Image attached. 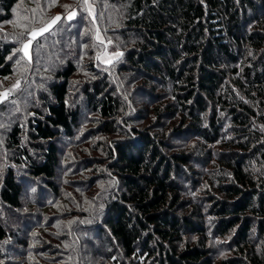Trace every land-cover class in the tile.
I'll use <instances>...</instances> for the list:
<instances>
[{
	"label": "trees",
	"instance_id": "1",
	"mask_svg": "<svg viewBox=\"0 0 264 264\" xmlns=\"http://www.w3.org/2000/svg\"><path fill=\"white\" fill-rule=\"evenodd\" d=\"M65 1L76 17L27 61L18 48L54 6L0 0V84L19 81L4 104L28 102L0 151V262L1 249L26 248L19 174L59 199L65 166L82 194L71 207L108 241L111 264H264V0H89L92 15ZM22 10L28 31L3 28ZM91 196L99 219L81 210ZM74 227L59 251L70 260L76 247L79 263Z\"/></svg>",
	"mask_w": 264,
	"mask_h": 264
},
{
	"label": "rangeland",
	"instance_id": "2",
	"mask_svg": "<svg viewBox=\"0 0 264 264\" xmlns=\"http://www.w3.org/2000/svg\"><path fill=\"white\" fill-rule=\"evenodd\" d=\"M50 3H52V0H50ZM64 5H69L68 1L62 0V1H56L54 4V10L57 14L54 15L53 19L56 16H59L60 19L57 20L55 23H52L53 19L44 25L45 28L47 27L48 30L44 31L42 34L37 35L35 39H32L31 33L33 31H39L40 28L32 30L28 37L27 40L21 44V46L18 48L19 50L23 48V45L31 40V44L29 45L27 51H28V56L25 57L24 52L20 50V54L24 59L27 61H30L32 56L37 52V49L35 51V42L38 40L40 37L44 36L45 34H48L56 24H58L61 20H67L68 22L72 21L76 17V11L75 10H70L66 13H61L63 10L65 11ZM28 7V5H27ZM38 8V6H35ZM24 8L23 10H25ZM21 15L17 13L18 20L14 21L13 23H6L4 24L5 29L9 30L10 32L14 34H22L25 31H28L32 26L31 23H29V20H32L33 14L31 17L26 20V16L22 17V14H24L26 11H23ZM45 11V9H44ZM71 12H75V16L72 19H69V14ZM39 13H41L39 11ZM60 13V14H58ZM17 18V17H16ZM50 25V27H49ZM34 55V56H35ZM45 59V58H44ZM53 63V62H52ZM19 63H17L18 65ZM20 68V67H19ZM18 78H11L9 81H5L2 84H0V93L4 92L6 87H8L12 83H16L15 80ZM9 97H7L8 99ZM3 100L0 102V151L6 152V147L4 145V136L7 133V126L10 125L11 122L13 124L15 122H22V118L25 114L28 113V102L22 101L19 103V106L16 105L15 107H9L6 106L4 103L6 100ZM78 138V137H77ZM79 139V138H78ZM59 144H63L61 141H59ZM2 158V157H1ZM3 166L7 165L9 162L8 159L3 158L2 159ZM73 167H62V172L63 174H57V180L56 182L58 183L57 186L60 190V198L57 199L55 197H52V195L44 188L41 187L42 189H39V192L35 195V193L30 192V187H34L37 185H42V183H33L31 184V180H26L25 175L20 177L21 175L19 174V183L23 187V193L25 195V199L23 200V206L24 210L23 212H26V218H24V215H19V218L24 219L26 223H28V227L25 230L24 227L19 226L17 222L14 223V228L17 230V240H23V242L26 243V248L22 247L21 245L19 247L16 246L15 252L13 250H7V249H1L2 254H6L9 256L8 261H3L0 264H28L26 260L33 261L32 264H111L112 263V250L109 249L108 241L105 239L102 241V238L100 237V234L93 233L92 230L90 229H85L89 226L84 225L85 223H89L87 221L89 220H82L76 215H78V210L77 208L71 207V205H77L76 202H80L81 205L82 203V194L80 197H76L77 195L73 192V189L70 188L69 183H66L69 181L70 174L72 173ZM75 172V171H73ZM78 175V174H76ZM75 176V175H74ZM86 176H89L88 174ZM79 177V176H78ZM76 178V177H74ZM84 178V177H82ZM107 182V181H106ZM102 183V182H101ZM100 184V183H99ZM106 183H103L100 186H105ZM86 191L85 189L79 188L78 191L76 192H84ZM97 198L95 196H91L90 202L88 201L86 206L82 208L81 210L87 211V214H89V219H92L98 217L97 219L100 218L101 214H95L94 213V208L93 204L96 206L98 205ZM32 202H39V206H49L50 209H47L46 211H43V215H38L36 211L37 209L34 210L33 207L29 206V203ZM87 207V208H86ZM54 208V209H52ZM52 209V210H51ZM74 209V210H73ZM34 211V213L28 211ZM52 211L56 212V216H51ZM92 212V213H91ZM85 216V215H84ZM6 218V217H5ZM62 219V220H61ZM57 220V221H56ZM12 222V219H11ZM21 222V221H20ZM94 222V221H92ZM10 224V223H9ZM25 224V223H23ZM55 224V225H54ZM54 225V226H53ZM74 225H80L82 227V233L79 235L81 239L83 240V245H78L79 248H82V251L84 254H86V260L80 261L79 263H74L72 258L74 259V256H77V251L76 247L73 248V252L71 254V259L67 260V258H64V254H67L66 251L62 252L59 251V249H65L68 247V245L65 242L70 243V240L68 239L70 236H68V231L70 229H75ZM91 225V224H90ZM92 226V225H91ZM25 230V231H24ZM29 231V232H28ZM28 232V233H27ZM67 232V233H66ZM30 234L31 237H30ZM65 238V242L63 241ZM10 246H13L12 244ZM31 251V253H30ZM69 252V251H67ZM110 254V255H109Z\"/></svg>",
	"mask_w": 264,
	"mask_h": 264
},
{
	"label": "snow or ice",
	"instance_id": "3",
	"mask_svg": "<svg viewBox=\"0 0 264 264\" xmlns=\"http://www.w3.org/2000/svg\"><path fill=\"white\" fill-rule=\"evenodd\" d=\"M54 4H55V0H52V4H51L50 6H54ZM77 6H82V7L86 8V9L88 10V12H89V15H92V6H91V4L89 3V0H77ZM70 7H71L70 5H64V8H65V9H68V8H70ZM74 16H75V12H71V13L69 14V17H68V18H69V19H72ZM59 19H60V17H59V16H56V17L53 19L52 23H55V22H56L57 20H59ZM49 27H50V25H49ZM47 30H48V28L45 27V28L40 29L39 31H33V32L31 33V35H32V39H35L37 35H40V34H42L44 31H47ZM97 39H99V36H97ZM30 44H31V40H29L28 42H26V43L23 45V48L20 49L21 51L24 52L25 57L28 56V51H27V49H28V47H29ZM117 55H119V53H118ZM18 63H19V62H18ZM18 87H19V81H17L16 84L12 85V88H9V89L5 90L4 92L0 93V102H2L3 100L7 99V97L9 96V94H10L14 89H16V88H18Z\"/></svg>",
	"mask_w": 264,
	"mask_h": 264
}]
</instances>
